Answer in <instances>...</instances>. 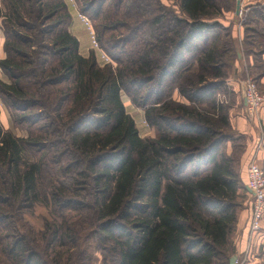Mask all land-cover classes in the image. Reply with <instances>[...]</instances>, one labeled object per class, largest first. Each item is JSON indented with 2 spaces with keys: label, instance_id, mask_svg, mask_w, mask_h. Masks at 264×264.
<instances>
[{
  "label": "trees",
  "instance_id": "trees-1",
  "mask_svg": "<svg viewBox=\"0 0 264 264\" xmlns=\"http://www.w3.org/2000/svg\"><path fill=\"white\" fill-rule=\"evenodd\" d=\"M233 1L179 0L177 15L159 0H75L111 60L100 67L93 52L79 55L64 0H1L0 102L27 135L0 125V251L9 264H60L46 252L78 248L82 232L94 233L111 264H229L246 193L227 151L238 139L224 131L230 107L217 100L229 93L234 49L222 15ZM255 5L246 16L264 30V6ZM259 52L249 55L264 58L263 43ZM121 95L157 138L139 136ZM36 204L61 217L36 233L42 249L24 232ZM66 210L80 220L69 224Z\"/></svg>",
  "mask_w": 264,
  "mask_h": 264
},
{
  "label": "rangeland",
  "instance_id": "rangeland-1",
  "mask_svg": "<svg viewBox=\"0 0 264 264\" xmlns=\"http://www.w3.org/2000/svg\"><path fill=\"white\" fill-rule=\"evenodd\" d=\"M158 1V0H157ZM232 1V0H231ZM162 6H164L167 10L174 11L177 15H179V0H159ZM260 2V3H259ZM256 3L259 5L264 4V0H242L240 6V12L238 15L235 13L236 1L234 0L233 3L229 4L222 15V23L225 26L231 27V35H232V45L234 49V54H228L225 58V63L228 65L226 70V79H230L232 77H237L239 75L238 70L241 68L242 75L241 83H239V93L240 97L234 96V94H220L217 100L222 101V104L225 105L224 107H230L229 112L227 113L229 116L233 115L234 113H239L241 117L245 118L249 121L248 125L251 128V132L249 133H239L237 130L233 129L230 121V127L226 131L229 135H233L238 137L235 143H228L227 144V151H232L234 149V163L236 171H238L240 180L246 182V170L247 166L251 161L257 163L262 170L264 171V156L263 161H257V151L259 146L262 145L264 149V125L257 123L256 125L253 123L254 121L260 122L259 113L263 109V106L260 108L258 113H256L253 117H251L248 112L246 111L245 106H240L239 100L244 97L245 89H246V82L254 83L258 88L259 92L264 95V80H260L261 73L264 75V58H261V54L250 56V51L255 50L259 52L261 48V43L264 45V30L263 25L261 22L257 23L255 21H251L252 18L250 15L246 16V13L250 12L253 8L256 7ZM247 28H251L252 30H246ZM240 31H242V38L239 37ZM95 35V34H94ZM260 53V52H259ZM236 54V59H234V55ZM239 57V58H238ZM263 59V60H262ZM241 61V62H240ZM251 68V71H250ZM259 75L256 81L259 84L255 83V75ZM191 76V75H190ZM189 76V77H190ZM188 77V78H189ZM240 79V78H239ZM124 95H122L123 97ZM177 100V98H175ZM244 100V99H243ZM180 101V100H179ZM125 103V102H124ZM127 106V104H125ZM237 107L236 110L233 111L232 108ZM232 109V111H231ZM128 113H132L131 118H134V121L137 120V115L135 114V110H133L130 106L126 108ZM132 111V112H131ZM134 112V113H133ZM252 121V123H251ZM137 128L138 134L141 138H152V134L149 133L147 128H142L138 121L134 122ZM144 127H146L144 125ZM16 132V131H15ZM17 134V132H16ZM247 140L254 141L256 140L255 150H248ZM249 148V146H248ZM254 148V147H253ZM252 148V149H253ZM252 198V197H251ZM239 203L242 206H249V201L247 199H241ZM251 207H252V200H251ZM251 207H250V216L248 221V228L251 220ZM62 215L68 220L69 224H76L80 217L79 214L72 210H66L62 212ZM55 220L56 223H61V217L58 215L53 214V210L50 208L48 209L46 206L41 204H36L30 212H27L24 215V232L25 235L28 236L29 239H35L37 245L42 249L44 247L43 242L40 241L39 237L37 236V232L43 231L44 226L46 223H51ZM45 223V224H44ZM86 229V226H85ZM30 232L31 235L27 234ZM84 234H79L78 238L80 241L77 242V247H72L71 250H68L69 245L66 247H59L58 243H55L54 246L46 252L47 253V260L56 259L57 256H60V264H111L113 263L111 258L108 254L104 251H100L97 248V239L94 235L88 234L87 232H82ZM235 233V232H234ZM233 237V236H232ZM232 239V238H231ZM66 251H68L66 253ZM43 258H46V254L44 251L41 252ZM71 258L70 262L68 263V258ZM59 260V259H58ZM10 262L6 261L1 254L0 251V264H9ZM219 260L216 264H223Z\"/></svg>",
  "mask_w": 264,
  "mask_h": 264
},
{
  "label": "crops",
  "instance_id": "crops-1",
  "mask_svg": "<svg viewBox=\"0 0 264 264\" xmlns=\"http://www.w3.org/2000/svg\"><path fill=\"white\" fill-rule=\"evenodd\" d=\"M64 2L67 5L68 11L71 15V23L69 26V32L78 41L79 55L82 56L83 58H87L93 52L96 58L97 64L100 67H103L106 64H110L111 60L103 53L101 49H99L98 45H95L93 43V39H92L94 35L92 34L93 29H89L86 26L85 22L82 19V15L79 13L75 0H64ZM261 6H264V4ZM0 8H3L1 0H0ZM239 37L242 38V31H240ZM3 44H4V37H3L2 31L0 30V60H3L5 58V55L3 52ZM240 72L242 73L241 68H239L237 72L239 73V75H237L236 78L232 77L227 80L228 92L230 94H234L235 97L239 93V83H241L240 81L242 78V75L240 74ZM0 79L6 81V78L3 76L1 71H0ZM175 97L177 98V95H175ZM237 97H240V94ZM121 99H122L125 109L127 108V106L128 107L130 106L133 110H135V114L137 115L136 121L140 123L141 127L147 128L149 133L152 134L153 136L152 138H157L158 133L156 132V130L154 128H150L145 122L144 111L141 109L135 108L130 103V101L125 95L123 97L121 95ZM239 102L241 104L240 106L243 107L244 106L243 98L239 100ZM125 104H127V106ZM236 108H237L236 106L235 108H232L233 111L236 110ZM126 112L128 113L127 110ZM128 114L130 116L132 115V113H128ZM259 118L261 120L260 122L254 121L253 123L255 125L257 123L264 125V107L259 113ZM230 121H231V125L233 129L237 130L239 133L244 134V133L251 132V128L248 125L249 121L241 117L239 113H234L233 115H230ZM0 125L4 130L12 132V134L15 136H18V137L27 136L25 132L14 129L9 113L1 102H0ZM144 125L146 127H144ZM15 131L17 132V134ZM247 142L249 146V148L247 146V151L255 150V147H256L255 144L257 143L256 140L254 141L247 140ZM256 151H257V161L260 163L263 161L262 159L264 156V149L262 148V145L259 146V149ZM245 191H246L245 194L243 193L241 194V199L242 198L247 199L250 204L248 207L242 206L241 210L239 211L236 229L234 231L235 233H233V237L231 239L233 246H235V255L237 256L236 264H264V222L262 224L261 230L256 235H254L252 238L249 237L248 221H249V216H250V207H251L252 198H251L250 193L247 191L246 187H245Z\"/></svg>",
  "mask_w": 264,
  "mask_h": 264
},
{
  "label": "built area",
  "instance_id": "built-area-1",
  "mask_svg": "<svg viewBox=\"0 0 264 264\" xmlns=\"http://www.w3.org/2000/svg\"><path fill=\"white\" fill-rule=\"evenodd\" d=\"M82 19L86 26L92 29L89 20L84 16H82ZM92 34H94L93 31ZM92 39L93 43L98 45L95 35H93ZM243 99L246 111L251 117L258 113L264 104V95L259 92L254 83H249V81L246 82ZM246 188L250 191L252 197L251 220L248 228V235L252 238L261 230L264 222V171L254 161H251L247 166Z\"/></svg>",
  "mask_w": 264,
  "mask_h": 264
},
{
  "label": "water",
  "instance_id": "water-1",
  "mask_svg": "<svg viewBox=\"0 0 264 264\" xmlns=\"http://www.w3.org/2000/svg\"><path fill=\"white\" fill-rule=\"evenodd\" d=\"M240 6H241V0H236V7H235V13L236 15L239 14L240 12ZM247 191L250 193V191L247 189ZM237 261V256L233 255L230 259H229V264H236Z\"/></svg>",
  "mask_w": 264,
  "mask_h": 264
}]
</instances>
